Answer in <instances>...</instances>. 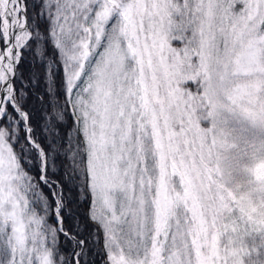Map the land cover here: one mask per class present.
Instances as JSON below:
<instances>
[{
  "label": "snow or ice",
  "instance_id": "snow-or-ice-1",
  "mask_svg": "<svg viewBox=\"0 0 264 264\" xmlns=\"http://www.w3.org/2000/svg\"><path fill=\"white\" fill-rule=\"evenodd\" d=\"M0 264H264V0H0Z\"/></svg>",
  "mask_w": 264,
  "mask_h": 264
},
{
  "label": "trees",
  "instance_id": "trees-1",
  "mask_svg": "<svg viewBox=\"0 0 264 264\" xmlns=\"http://www.w3.org/2000/svg\"><path fill=\"white\" fill-rule=\"evenodd\" d=\"M65 247H67V245H65ZM97 259H99V258H97Z\"/></svg>",
  "mask_w": 264,
  "mask_h": 264
}]
</instances>
